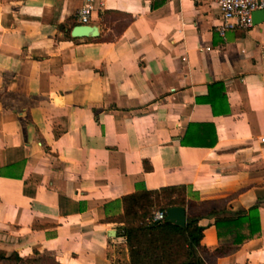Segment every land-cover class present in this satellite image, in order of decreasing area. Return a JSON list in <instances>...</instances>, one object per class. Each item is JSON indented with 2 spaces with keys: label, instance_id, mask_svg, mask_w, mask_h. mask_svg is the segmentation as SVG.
<instances>
[{
  "label": "crops",
  "instance_id": "obj_1",
  "mask_svg": "<svg viewBox=\"0 0 264 264\" xmlns=\"http://www.w3.org/2000/svg\"><path fill=\"white\" fill-rule=\"evenodd\" d=\"M84 4L0 0V250L128 264L107 213L136 187L183 186L258 208L251 239L207 264H264V21L221 37L209 1L101 0L99 36L73 39Z\"/></svg>",
  "mask_w": 264,
  "mask_h": 264
},
{
  "label": "trees",
  "instance_id": "obj_2",
  "mask_svg": "<svg viewBox=\"0 0 264 264\" xmlns=\"http://www.w3.org/2000/svg\"><path fill=\"white\" fill-rule=\"evenodd\" d=\"M188 133L187 130L183 146H189L186 143ZM119 202L122 213H107L102 222L119 226V233L125 239L128 251V264H207L208 258L224 257L248 242L253 228L258 225L257 207L251 208L245 217L243 213L228 212L222 200L195 204L187 200L186 187L183 186L157 191L136 187L133 194L122 197ZM173 207L186 209L185 228L167 223L165 219L152 222L156 212L166 214ZM202 219L214 220L219 244L212 253L201 245L204 228L199 226V222ZM0 264L61 263L49 255L25 259L17 253L6 255L0 250Z\"/></svg>",
  "mask_w": 264,
  "mask_h": 264
},
{
  "label": "built area",
  "instance_id": "obj_3",
  "mask_svg": "<svg viewBox=\"0 0 264 264\" xmlns=\"http://www.w3.org/2000/svg\"><path fill=\"white\" fill-rule=\"evenodd\" d=\"M101 0H85L84 6L76 13L77 25H89L91 13L94 10V4ZM170 2L174 0H145ZM194 4H200L209 1L218 11V25L216 31L223 37L229 30L240 29L247 31L253 27V14L262 11L264 17V0H190ZM264 53V51H263ZM264 142V138L261 139ZM164 212H156L153 215L152 222L164 220Z\"/></svg>",
  "mask_w": 264,
  "mask_h": 264
},
{
  "label": "water",
  "instance_id": "obj_4",
  "mask_svg": "<svg viewBox=\"0 0 264 264\" xmlns=\"http://www.w3.org/2000/svg\"><path fill=\"white\" fill-rule=\"evenodd\" d=\"M264 21L262 11L253 14V24L262 23ZM99 29L91 25H77L70 31V37L73 39L97 38ZM165 221L180 228L186 226V209L183 207H173L167 210Z\"/></svg>",
  "mask_w": 264,
  "mask_h": 264
}]
</instances>
